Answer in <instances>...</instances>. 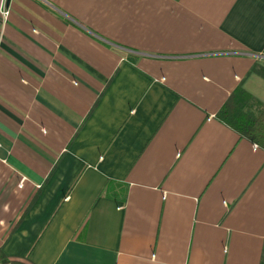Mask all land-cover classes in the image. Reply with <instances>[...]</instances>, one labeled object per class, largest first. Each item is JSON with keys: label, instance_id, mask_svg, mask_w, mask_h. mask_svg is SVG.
<instances>
[{"label": "crops", "instance_id": "obj_1", "mask_svg": "<svg viewBox=\"0 0 264 264\" xmlns=\"http://www.w3.org/2000/svg\"><path fill=\"white\" fill-rule=\"evenodd\" d=\"M0 264H261L264 0H8ZM3 0H0V10Z\"/></svg>", "mask_w": 264, "mask_h": 264}, {"label": "trees", "instance_id": "obj_2", "mask_svg": "<svg viewBox=\"0 0 264 264\" xmlns=\"http://www.w3.org/2000/svg\"><path fill=\"white\" fill-rule=\"evenodd\" d=\"M253 72L264 77V66H255ZM217 116L241 137L264 149V102L256 99L245 88L238 87ZM261 264H264V251Z\"/></svg>", "mask_w": 264, "mask_h": 264}, {"label": "built area", "instance_id": "obj_3", "mask_svg": "<svg viewBox=\"0 0 264 264\" xmlns=\"http://www.w3.org/2000/svg\"><path fill=\"white\" fill-rule=\"evenodd\" d=\"M0 13H1V16L3 17V20L4 21H7L10 13H11V10H10V7H9V4H8V0H3V5H2V8L0 10ZM258 146V145H256ZM4 264H16L13 260H7Z\"/></svg>", "mask_w": 264, "mask_h": 264}]
</instances>
